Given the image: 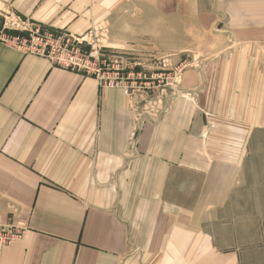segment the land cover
Segmentation results:
<instances>
[{
    "label": "crops",
    "instance_id": "obj_1",
    "mask_svg": "<svg viewBox=\"0 0 264 264\" xmlns=\"http://www.w3.org/2000/svg\"><path fill=\"white\" fill-rule=\"evenodd\" d=\"M5 2L25 27L74 36L124 9L194 7L264 40V0ZM192 109L173 104L137 132L124 89L0 40V226L19 232L0 264H256L254 228L241 244L228 226L241 221L227 217L238 168L203 148Z\"/></svg>",
    "mask_w": 264,
    "mask_h": 264
},
{
    "label": "rangeland",
    "instance_id": "obj_2",
    "mask_svg": "<svg viewBox=\"0 0 264 264\" xmlns=\"http://www.w3.org/2000/svg\"><path fill=\"white\" fill-rule=\"evenodd\" d=\"M8 6L0 0V14L9 15V25L0 29L3 35L23 38L27 52L47 50L53 61L77 66L103 87L124 89L137 132L145 123L161 122L173 104L190 105L194 124L202 116L208 127L203 148L238 168L230 198L238 204L227 217L238 214L241 221L228 226L241 244L246 230L254 228L256 264H264L263 36L241 33L238 38L228 21L201 17L193 7L191 18L176 10L157 15L146 9L142 16L140 10L124 9L112 23L97 24L82 36L42 27L39 37L34 34L38 27L22 25L20 13ZM253 215L254 226L242 221Z\"/></svg>",
    "mask_w": 264,
    "mask_h": 264
},
{
    "label": "built area",
    "instance_id": "obj_3",
    "mask_svg": "<svg viewBox=\"0 0 264 264\" xmlns=\"http://www.w3.org/2000/svg\"><path fill=\"white\" fill-rule=\"evenodd\" d=\"M40 28H37L35 31H34V34L41 37L42 35L40 34ZM44 36H47L48 37V34L47 33H44ZM0 40L3 41V42H7V43H11L13 44V46L19 48V49H23L25 50V48H27V46L25 45V40L23 38H18L16 41L13 40L12 38L11 39H8L6 37V35H3L2 32H0ZM51 43V42H49ZM46 47H47V44H45ZM26 51V50H25ZM30 53V52H29ZM33 54H37L39 56H42V57H45L47 59H49L53 65L55 66H58V67H61V68H64V69H67V70H71L73 72H81V70L79 68H77V66H72V65H66V64H62L60 62H55L53 61V59L46 55L48 54L49 52L47 50H43V52H39V53H35V52H31ZM50 55V54H49ZM127 90V89H126ZM18 233H16L14 231V229H11V228H7V229H1L0 230V250L5 247L6 245L10 244L14 239H16L18 237Z\"/></svg>",
    "mask_w": 264,
    "mask_h": 264
}]
</instances>
